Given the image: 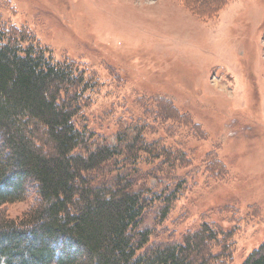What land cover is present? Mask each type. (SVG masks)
<instances>
[{"label":"rangeland","instance_id":"1","mask_svg":"<svg viewBox=\"0 0 264 264\" xmlns=\"http://www.w3.org/2000/svg\"><path fill=\"white\" fill-rule=\"evenodd\" d=\"M0 21L84 71L94 146L146 125L183 153L173 181L157 175L155 190L176 188L177 200L161 221L162 203L145 211L147 250L201 224L215 230L224 264L264 241V0H228L211 17L185 0H0ZM30 203L0 209L13 217Z\"/></svg>","mask_w":264,"mask_h":264},{"label":"trees","instance_id":"2","mask_svg":"<svg viewBox=\"0 0 264 264\" xmlns=\"http://www.w3.org/2000/svg\"><path fill=\"white\" fill-rule=\"evenodd\" d=\"M185 1L211 17L228 0ZM79 70L0 21V208L31 200L18 216L0 209V264L226 263L206 224L182 243L146 249L145 211L162 203L161 221L177 200L176 188L155 190L157 175L173 181L183 153L149 138L146 125L94 146L91 87ZM241 264H264V241Z\"/></svg>","mask_w":264,"mask_h":264}]
</instances>
